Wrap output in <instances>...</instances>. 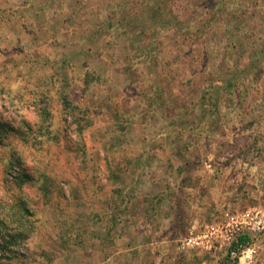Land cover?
Returning <instances> with one entry per match:
<instances>
[{
	"label": "rangeland",
	"instance_id": "374dc122",
	"mask_svg": "<svg viewBox=\"0 0 264 264\" xmlns=\"http://www.w3.org/2000/svg\"><path fill=\"white\" fill-rule=\"evenodd\" d=\"M222 100L264 112V0H0V264H229L176 247L220 219L205 165H260L257 197L221 178L264 217V133L218 155Z\"/></svg>",
	"mask_w": 264,
	"mask_h": 264
},
{
	"label": "crops",
	"instance_id": "0c3cea01",
	"mask_svg": "<svg viewBox=\"0 0 264 264\" xmlns=\"http://www.w3.org/2000/svg\"><path fill=\"white\" fill-rule=\"evenodd\" d=\"M241 104H242V101L240 100L239 103H237V105L240 106ZM257 104H259V105H255V107L256 106H258V108L263 107L262 104H260V103H257ZM247 105H249V104H247ZM219 107L221 108V110L223 109V113H220L219 124H218V127L220 126V130H218L216 133V138L217 139L219 138V141H217L215 143L214 147L219 148L218 155H223L224 153H228V154H232V155L242 154V158H243L245 154H248V153H250V151L254 150V148H250L248 142L253 137L264 133V112L257 111L256 113H251V114L243 112L241 114L240 112L234 111V114H232V116H231L232 118H230L232 120L227 121V118L225 117L224 111L227 109V107H229L230 110L232 108H234L235 107L234 101L222 100ZM229 109H227V110H229ZM224 123L226 125L222 126V124H224ZM212 134H215V133L213 132ZM240 138H243L245 140L241 143L238 141ZM223 142L224 143L233 142V143H231L230 146H225V145L223 146L222 145ZM243 162L244 163H242V164H237V162H235V165L232 166V164L227 165L226 162L224 163V161L221 160L218 164H216V166H212L213 168H210L207 165H205L207 167L206 169H208V171L210 173H212V175H210L209 173L207 174L206 173L207 170H204V173H201L203 175V177L195 179V181L197 180V183L193 182V185H195V186L198 185L199 188L203 187L202 192L199 193L197 196H194V197L190 194H188V195L185 194V196L189 202H192V201L198 202L197 205H198L199 210H201V211H205L206 208L209 207V206H206V203L210 204L213 202H217V203L211 204V206L214 205L213 207L216 206V208L219 209V214H220L219 218L220 219L217 222L207 223V224H216V223L224 222L227 219L228 215L233 214L234 212H240L241 211V210H235V209H234L235 211H232L233 210V209L231 210V207H233L232 202L228 201L229 195H231L234 191V187H231L233 190L231 188H229L230 182H233L235 179L239 180L238 178H240L239 170H238L239 167L243 168L242 171L244 172V174L246 173V177H248L249 181L253 182V179H255L254 183L258 188H253V190H252L253 194L256 197L258 196L257 195L258 193L262 195V192H261L260 187H259L261 185L259 183H261V182L257 178L258 175H256L255 173L252 172L255 168H258V166H260V165H254L253 166V164L246 163V161H243ZM195 168L196 167L193 166L192 169L194 170ZM227 172H234V175L233 176H231L229 174L226 175ZM223 175H226V178L229 182L228 185H223V183H222L223 178H221V176H223ZM254 175H255V177H254ZM184 183H183V185H185ZM208 186L210 187L209 191L208 190L205 191L204 188H206ZM193 195H196V194L193 193ZM216 197H217V199H216ZM202 205L205 208L202 207ZM251 208H254V207H249L247 209H251ZM247 209H245V210H247ZM207 214L209 215V213H207ZM210 214L212 216L215 215V213H210ZM196 217L197 216L195 215V218ZM193 223H194L193 224L194 227H192V229H189V231H187V233L184 236L188 235L191 231H194V229L197 228L196 225L198 222L194 220ZM179 224H180V221H179ZM259 235H262V234H256V238H259ZM252 236H254V235H252ZM180 239L181 238L179 237V238H177V241L175 239H174V241L178 242ZM177 245L178 244H176V247H177ZM225 246L226 245H222V246L217 245L211 251H202L199 249H191V250H188L186 252H188L187 254H192V252H195L198 255L199 254L200 255L201 254H205V255L210 254L211 255L212 253L215 255L217 250L223 249V248H225ZM227 250L228 249L226 246V252H227ZM258 255H259V253H258ZM256 256H254V259L252 260V262L250 264H255ZM215 262H216V260L211 258L210 260L204 259V260L198 261L197 264H216Z\"/></svg>",
	"mask_w": 264,
	"mask_h": 264
},
{
	"label": "built area",
	"instance_id": "2783aa9c",
	"mask_svg": "<svg viewBox=\"0 0 264 264\" xmlns=\"http://www.w3.org/2000/svg\"><path fill=\"white\" fill-rule=\"evenodd\" d=\"M243 232L251 236L264 234V217L260 211L253 208L234 212L224 222L206 224L181 238L177 249L179 252L191 249L211 251L217 245H226L229 264H250L258 248L251 239L239 241L238 236Z\"/></svg>",
	"mask_w": 264,
	"mask_h": 264
},
{
	"label": "trees",
	"instance_id": "16d2710c",
	"mask_svg": "<svg viewBox=\"0 0 264 264\" xmlns=\"http://www.w3.org/2000/svg\"><path fill=\"white\" fill-rule=\"evenodd\" d=\"M238 237H239V241H242V242L247 241L252 238L248 232H243Z\"/></svg>",
	"mask_w": 264,
	"mask_h": 264
}]
</instances>
